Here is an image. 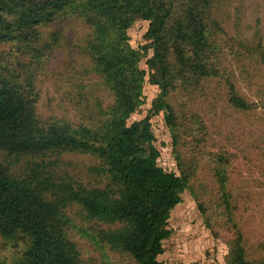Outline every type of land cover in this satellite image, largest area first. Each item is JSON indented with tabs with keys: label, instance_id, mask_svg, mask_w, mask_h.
<instances>
[{
	"label": "trees",
	"instance_id": "16d2710c",
	"mask_svg": "<svg viewBox=\"0 0 264 264\" xmlns=\"http://www.w3.org/2000/svg\"><path fill=\"white\" fill-rule=\"evenodd\" d=\"M210 3L0 0V44L11 43L34 60L51 49V43L33 44L39 40V27L61 13L79 12L90 30L83 48L107 95L92 124L56 118L40 121L33 75L22 76L0 62V236L16 247L6 258L0 257L1 264H82L77 244L66 232L69 220L64 209L71 204L86 218L105 225L89 233L99 246L125 253L134 264H163L157 257L171 233L167 220L180 192L190 186L189 178L181 167L176 174L157 164L149 115L127 120L143 100L142 86L148 80L159 89L151 113L162 111L173 141L180 142L183 125L172 93L220 76L208 26ZM139 19L147 22L146 42L133 48L128 29ZM21 42L31 45L25 49L17 45ZM149 49L146 68H141L139 61ZM227 100L241 111L251 106L230 83ZM62 149L95 154L102 164L90 169L104 178L102 185L87 186L60 175L56 162L47 156ZM179 153L174 154L178 164ZM214 161L217 209L232 221L226 162L221 155ZM197 207L210 227L205 202L198 201ZM232 227L225 264H264L248 258L242 232L236 224Z\"/></svg>",
	"mask_w": 264,
	"mask_h": 264
},
{
	"label": "rangeland",
	"instance_id": "374dc122",
	"mask_svg": "<svg viewBox=\"0 0 264 264\" xmlns=\"http://www.w3.org/2000/svg\"><path fill=\"white\" fill-rule=\"evenodd\" d=\"M208 16L220 76L172 93L183 125L180 142L173 141L163 112L151 113L159 89L148 80L143 82V100L127 120L130 123L149 115L157 164L176 174L181 167L189 178L190 186L180 192V201L170 211L167 227L171 233L163 240V252L157 258L163 264H225L226 241L236 224L248 258L264 263V0H211ZM146 27L147 22L139 19L128 29L133 48L146 42ZM39 32V40L33 44L51 43L48 53L34 60L15 45L3 43L1 64L22 76L33 75L35 111L40 121L56 118L92 124L99 103H104L107 95L83 48L90 32L87 22L79 12L67 11L40 26ZM17 45L26 49L31 43ZM151 53L149 49L140 59L141 68H146ZM229 83L250 103L248 110L229 105ZM178 151L180 164L174 158ZM220 155L226 162L232 221L217 209L220 201L212 169L215 156ZM47 157L56 162L60 175L87 186L104 182L90 169L102 164L90 151L62 149ZM198 201L208 208L210 227L197 207ZM64 212L69 220L66 232L77 244L82 264H134L125 253L99 246L91 239L92 229L104 224L86 218L75 204ZM13 246L0 236V257L6 258L16 248Z\"/></svg>",
	"mask_w": 264,
	"mask_h": 264
}]
</instances>
